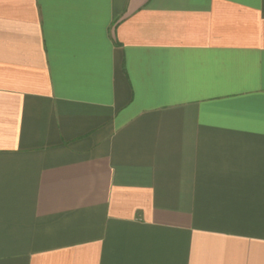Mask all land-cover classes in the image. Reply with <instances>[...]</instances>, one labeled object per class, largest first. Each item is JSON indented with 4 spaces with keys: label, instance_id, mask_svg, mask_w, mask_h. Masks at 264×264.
Segmentation results:
<instances>
[{
    "label": "crops",
    "instance_id": "obj_1",
    "mask_svg": "<svg viewBox=\"0 0 264 264\" xmlns=\"http://www.w3.org/2000/svg\"><path fill=\"white\" fill-rule=\"evenodd\" d=\"M0 264H264V0H0Z\"/></svg>",
    "mask_w": 264,
    "mask_h": 264
}]
</instances>
